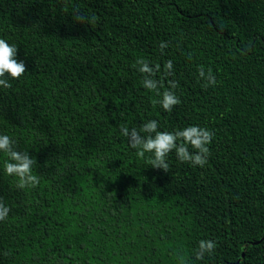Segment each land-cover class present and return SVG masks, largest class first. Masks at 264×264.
I'll return each mask as SVG.
<instances>
[{"label": "trees", "instance_id": "obj_1", "mask_svg": "<svg viewBox=\"0 0 264 264\" xmlns=\"http://www.w3.org/2000/svg\"><path fill=\"white\" fill-rule=\"evenodd\" d=\"M0 38L27 67L0 87V134L40 177L17 189L0 152L12 209L0 264H264V0H0ZM139 58L178 82L172 112L143 87ZM201 65L215 86L198 82ZM152 119L213 131L208 163L139 159L120 125ZM201 239L216 249L196 260Z\"/></svg>", "mask_w": 264, "mask_h": 264}, {"label": "clouds", "instance_id": "obj_2", "mask_svg": "<svg viewBox=\"0 0 264 264\" xmlns=\"http://www.w3.org/2000/svg\"><path fill=\"white\" fill-rule=\"evenodd\" d=\"M75 22L83 24L90 23L95 25L96 18L92 16L86 18L77 10L73 14ZM168 47L167 42H161L159 48L163 52ZM18 48L10 44L6 39L0 38V87L5 89L11 88L9 77L13 80L21 78L27 71L26 64L23 60H18ZM134 67L143 74L142 85L145 89L154 92L158 97L154 101L166 112H172L173 108L181 103L179 96L176 94L178 82L174 79L167 81V87L164 85V79H157V74L161 72V65L156 63L150 66L144 58H139ZM174 65L168 60L163 67V76L171 77L174 75ZM202 80V87L207 89L217 84L216 77L209 68L207 72L204 66L198 67V82ZM164 89L161 91V89ZM159 121L156 119L149 120L139 129L131 130L124 124L120 125V133L129 141L131 148L136 149L135 155L139 159H144L146 153L151 154L148 163L155 169H162L164 172L169 171L167 157L169 153L175 151L179 162L189 163L193 166L203 168L208 163L211 155L210 145L213 142L215 133L206 127L199 125H189L183 129L175 131H161ZM143 134V135H142ZM190 148L192 151H190ZM0 152L4 153L7 159L3 161V170L9 177H15L17 189L35 188L40 183V177L33 172V166L37 163L27 151L17 150L13 138L6 134H0ZM11 207L6 205L4 198L0 196V221L8 218ZM216 249V242L211 239H201L198 241L195 249V259L202 260L205 255H211ZM9 255L8 252L4 253ZM179 264H187L184 256L178 257Z\"/></svg>", "mask_w": 264, "mask_h": 264}]
</instances>
